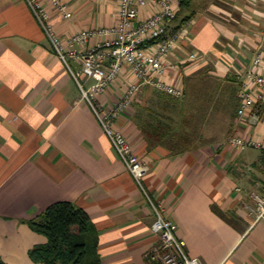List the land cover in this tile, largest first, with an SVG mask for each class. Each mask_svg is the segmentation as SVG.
Listing matches in <instances>:
<instances>
[{
    "label": "crops",
    "instance_id": "obj_1",
    "mask_svg": "<svg viewBox=\"0 0 264 264\" xmlns=\"http://www.w3.org/2000/svg\"><path fill=\"white\" fill-rule=\"evenodd\" d=\"M63 2L71 18L48 10L64 43L78 32L120 24V0ZM157 9L149 0L140 7L138 20ZM176 11L169 31L181 24L185 34L167 58L161 79L184 88V80L201 69L221 80L235 75L237 94L254 57L264 54V0H187ZM104 39L94 36L82 50ZM193 55L196 61L189 60ZM80 71L79 61L67 58L65 64L57 57L26 0H0L4 264H41L29 251L47 239L27 221L57 202H71L87 213L97 235L99 264H161V241L151 228L155 209L177 225L187 256L199 264H264V221L257 220V197H264V151H238L230 145L234 135L264 143V106L256 108L255 117L240 119L235 96L221 133L203 122L201 143L198 135L187 150L171 152L145 122L149 111L163 112L165 105L157 98L163 92L141 86L115 127L149 166L142 190L84 98L83 91L95 81L83 75L76 80ZM132 82L135 77L124 67L116 82L90 99L97 109L109 111Z\"/></svg>",
    "mask_w": 264,
    "mask_h": 264
},
{
    "label": "built area",
    "instance_id": "obj_2",
    "mask_svg": "<svg viewBox=\"0 0 264 264\" xmlns=\"http://www.w3.org/2000/svg\"><path fill=\"white\" fill-rule=\"evenodd\" d=\"M26 1L57 57L65 64L67 58L81 63V71L74 75L75 79L78 80L81 75L94 79L95 83L88 91H83V96L119 159L143 190L141 183L149 171V166L139 158L126 136L115 127V120L120 113L128 109L143 85L152 86L172 97L182 96V87L166 83L161 76L166 69L167 58L182 41L185 29H180L165 40L158 41V39L164 35L170 23L176 18V7L187 0H152L157 3L158 9L143 21L138 20L139 10L149 0H120L118 27L84 30L68 38L65 43L55 32L48 10V7L54 8L64 18H71L72 14L63 0ZM94 36L105 39L83 51L82 48ZM152 40L156 42L149 44ZM189 60L197 59L193 55L189 57ZM124 67L131 71L136 82L127 86L123 97L111 110L97 109L90 95L104 93L110 84L117 81ZM237 98L236 114L240 119L249 118L251 114L255 117L256 108L260 105L264 106L263 53L254 57L252 65L243 75ZM230 145L238 151L247 148L264 151V143L239 135L232 136ZM261 188L264 190V185ZM257 202L259 207L257 220L264 221V197H257ZM155 212L157 218L151 228L161 241L162 253L159 256L161 264H199L187 256L183 240L176 236L177 225L165 219L159 209H155Z\"/></svg>",
    "mask_w": 264,
    "mask_h": 264
},
{
    "label": "trees",
    "instance_id": "obj_3",
    "mask_svg": "<svg viewBox=\"0 0 264 264\" xmlns=\"http://www.w3.org/2000/svg\"><path fill=\"white\" fill-rule=\"evenodd\" d=\"M169 27L158 41L165 40L178 32L181 29V24L171 28L170 31ZM154 42L156 40L150 41L149 44ZM204 74L208 75L206 72ZM187 80V78L184 80L181 97L176 98L161 93L162 97L157 98L165 105L163 112L158 113L151 110L148 115L149 119L145 120L151 129L152 136L157 137V140L161 141L160 144L171 152L187 150L195 144L198 135H200L198 137L200 138L199 143H201L202 132L205 128L203 122L208 126L213 110L221 107L227 113L226 109L231 105L230 101L222 103V98L217 96L226 93V87L222 88L218 80L216 83L218 85L211 92L209 87L206 88L201 103L193 100L186 104L182 103L180 99L185 95ZM219 89L224 91L218 93ZM231 89L233 90L230 91V98L234 99L235 96L237 98L235 89ZM176 101L181 105H178ZM174 105H176L175 108H173ZM198 118L201 123L198 122ZM27 224L34 232L47 239L46 244L35 246L29 251V256L34 262L41 264H99L96 251L97 235L84 209L71 202H57L27 221ZM0 264H4L1 259Z\"/></svg>",
    "mask_w": 264,
    "mask_h": 264
},
{
    "label": "rangeland",
    "instance_id": "obj_4",
    "mask_svg": "<svg viewBox=\"0 0 264 264\" xmlns=\"http://www.w3.org/2000/svg\"><path fill=\"white\" fill-rule=\"evenodd\" d=\"M211 64L210 66H208V68H212L211 65H213L212 61H210ZM204 72H206L208 75L206 76L204 74ZM205 75V76H204ZM201 76H203L201 78ZM194 77V78H192ZM233 79L231 80L230 78H226L225 80H221L213 74H210L208 71L205 70H199L198 72H196L195 74H193L190 77H187V85L185 88V95L183 96L182 99H180V101H182V103L186 104L189 101L193 100L194 102H198L201 103L202 99L204 98V94H205V90L206 88L209 87L210 92L212 91V89H214V87L218 84V81L221 83L222 87H226V93H224V95H222V103H226L227 101H230V104L232 106L227 107V113L224 109H222L221 107L217 110H213L211 116L209 117V119L211 120V124L208 125V127L212 130H214V134H218L221 133L219 132V130L222 128V122L224 120V118H226V116H229V113L231 112V110L233 109V99L230 98V91L232 92L234 88L236 90L237 84L236 82H238V80L236 81L235 78H238V76H233ZM218 80V81H217ZM185 84V83H184ZM223 90V89H222ZM224 91V90H223ZM222 92V91H221ZM220 92V93H221ZM232 101V102H231Z\"/></svg>",
    "mask_w": 264,
    "mask_h": 264
}]
</instances>
